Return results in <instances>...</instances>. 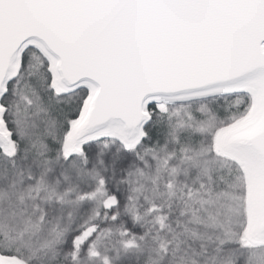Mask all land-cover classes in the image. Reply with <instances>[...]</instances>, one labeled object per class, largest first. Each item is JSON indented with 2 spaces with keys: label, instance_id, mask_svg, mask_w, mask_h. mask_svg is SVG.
<instances>
[{
  "label": "snow or ice",
  "instance_id": "obj_1",
  "mask_svg": "<svg viewBox=\"0 0 264 264\" xmlns=\"http://www.w3.org/2000/svg\"><path fill=\"white\" fill-rule=\"evenodd\" d=\"M0 264H264V0H0Z\"/></svg>",
  "mask_w": 264,
  "mask_h": 264
}]
</instances>
